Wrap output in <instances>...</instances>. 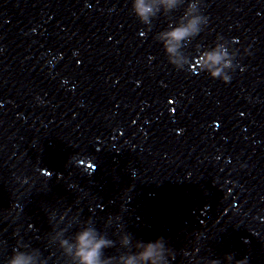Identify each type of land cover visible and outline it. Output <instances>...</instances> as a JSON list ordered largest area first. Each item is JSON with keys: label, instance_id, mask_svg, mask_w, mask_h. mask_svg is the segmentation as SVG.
I'll return each instance as SVG.
<instances>
[{"label": "water", "instance_id": "95a60500", "mask_svg": "<svg viewBox=\"0 0 264 264\" xmlns=\"http://www.w3.org/2000/svg\"><path fill=\"white\" fill-rule=\"evenodd\" d=\"M189 2L149 31L132 0H0V264H70L52 237L89 219L106 256L131 233L169 264H264V0H202L177 70L155 36ZM218 36L230 83L199 70Z\"/></svg>", "mask_w": 264, "mask_h": 264}, {"label": "clouds", "instance_id": "9594fccd", "mask_svg": "<svg viewBox=\"0 0 264 264\" xmlns=\"http://www.w3.org/2000/svg\"><path fill=\"white\" fill-rule=\"evenodd\" d=\"M184 3L185 0H132L131 10L150 31L154 19L161 13L167 16ZM201 3L202 0H190L183 15L178 20H173L167 28L155 36V39L162 43L169 63L177 70H184L190 63L184 49L209 23V17L203 13ZM236 55V52L230 51L228 42L222 36H218L215 46L203 50L199 56L198 59L201 60L199 70L208 73L213 79L230 83L232 79L230 73L237 67L234 62ZM52 219H55V214ZM66 231L67 229L57 231L52 240L59 242L70 264H169L168 258H175L172 248L167 246L164 237L150 242L136 240L133 243L131 233L124 234L120 245L127 251L119 256H106L105 249L115 247V241L100 232L91 219L71 238L65 236ZM196 251L198 252L199 249ZM226 259L230 264L233 261L235 264H249L247 257L237 260L234 254H228ZM8 264H46V262L41 259L39 250L15 249ZM211 264H220V261L212 260Z\"/></svg>", "mask_w": 264, "mask_h": 264}]
</instances>
